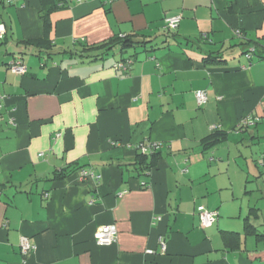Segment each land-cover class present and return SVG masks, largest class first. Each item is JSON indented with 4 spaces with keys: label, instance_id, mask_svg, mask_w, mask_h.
<instances>
[{
    "label": "crops",
    "instance_id": "1",
    "mask_svg": "<svg viewBox=\"0 0 264 264\" xmlns=\"http://www.w3.org/2000/svg\"><path fill=\"white\" fill-rule=\"evenodd\" d=\"M0 21V264H264V59L243 43L264 36V0H0ZM131 32L146 50L82 49ZM144 142L160 152L136 177Z\"/></svg>",
    "mask_w": 264,
    "mask_h": 264
},
{
    "label": "trees",
    "instance_id": "2",
    "mask_svg": "<svg viewBox=\"0 0 264 264\" xmlns=\"http://www.w3.org/2000/svg\"><path fill=\"white\" fill-rule=\"evenodd\" d=\"M4 1L6 2V0ZM14 1H17V0H14ZM14 1L7 2V3H12ZM47 14L48 13L46 12L44 13V15H42V18L44 20V33L48 32V27H49L47 25V17H46ZM0 23H2L5 27V36H6V25L3 21H0ZM175 29H167L164 26H162V32L160 33V35L164 36L165 38L174 37L176 35L174 31ZM242 38L244 39V36H242ZM4 39L1 41L3 42ZM174 39L177 40L176 37ZM186 40L190 41L189 39H186ZM148 41L149 39H147V36L145 34L140 33V32L139 33L131 32L129 34L116 35L115 37L113 36L109 39H106V40H103L97 43H91L88 45L83 44L82 49L88 52L99 51V50H103V52H107V51H111L112 49H114L115 46H119V50L122 52L125 50H129L130 48H141V50L136 51L137 53H139L143 50H146L145 44L148 43ZM23 42L26 44H32L35 46L36 45L38 46L45 42L48 43L47 38H45V36L42 38H37V39H27ZM243 43L245 45L244 55L250 54L251 57L255 56V58L257 59H264V36L261 38V40L259 39V40L250 41L247 39ZM128 59H130V57L123 58L116 63L125 62ZM205 60L208 61V60H217V59L216 57L209 55L208 57L205 58ZM217 132H215L214 134H216ZM215 139H210L209 143L213 142V140ZM152 144L153 143L144 142V143H141V145L136 147V154H135L134 160L131 163L130 167L126 168V171L129 169V171H131L134 176L139 177L142 175H146L151 170V168L155 165L156 158L158 156V153L160 152L158 150L160 144H158L156 147L153 146ZM144 148L146 149L144 150ZM56 177H61V174H56ZM20 253H21V250H20ZM22 257H23L22 261H24L25 255L22 254Z\"/></svg>",
    "mask_w": 264,
    "mask_h": 264
},
{
    "label": "built area",
    "instance_id": "3",
    "mask_svg": "<svg viewBox=\"0 0 264 264\" xmlns=\"http://www.w3.org/2000/svg\"><path fill=\"white\" fill-rule=\"evenodd\" d=\"M14 0H6V2H11ZM181 16L180 15H170L166 16L163 19V26L167 29H175L178 25V22L180 21ZM5 37V27L2 23H0V41L3 40ZM248 59L251 57L250 54L245 55ZM129 64H131V60L128 59L125 62L116 63L115 66L118 68H126ZM8 68L13 73H21L23 74L26 71V65L24 64L22 58L20 56H16L12 61H10ZM195 98L198 105L203 104L207 97L204 91L197 90L195 91ZM1 107V103H0ZM250 121L249 118H244L240 121V126L247 124ZM215 127V126H213ZM153 146H157L158 144L153 143ZM146 148H144L145 150ZM80 175L85 177L87 175H93L92 172L81 169ZM98 178V175H96ZM197 214L199 218V225L201 227H210L215 222L218 216V212L216 210H209L205 208L203 205H199L197 207ZM116 226L114 224H106L99 227L93 235V238L96 243L98 244H109L116 240ZM159 244L161 247V250L164 251L166 249V243L163 240L162 237H159ZM35 249V245L32 244L28 238L21 237L20 238V250L21 253L24 255L29 254L30 252H33ZM147 253H153V250L148 249L146 251ZM24 263L26 260L23 261Z\"/></svg>",
    "mask_w": 264,
    "mask_h": 264
},
{
    "label": "rangeland",
    "instance_id": "4",
    "mask_svg": "<svg viewBox=\"0 0 264 264\" xmlns=\"http://www.w3.org/2000/svg\"><path fill=\"white\" fill-rule=\"evenodd\" d=\"M109 57H111V55H109Z\"/></svg>",
    "mask_w": 264,
    "mask_h": 264
}]
</instances>
